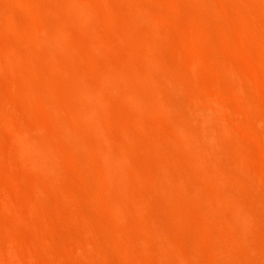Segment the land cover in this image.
Here are the masks:
<instances>
[{
	"label": "bare ground",
	"instance_id": "obj_1",
	"mask_svg": "<svg viewBox=\"0 0 264 264\" xmlns=\"http://www.w3.org/2000/svg\"><path fill=\"white\" fill-rule=\"evenodd\" d=\"M51 1L19 0L32 21L7 26L23 36L8 45V82L39 125L12 124L18 180L58 211V189L94 206L87 255L104 264L115 251L130 264H156L142 251L264 264V0ZM32 201L52 211L51 198ZM1 246L0 264L18 263Z\"/></svg>",
	"mask_w": 264,
	"mask_h": 264
},
{
	"label": "rangeland",
	"instance_id": "obj_2",
	"mask_svg": "<svg viewBox=\"0 0 264 264\" xmlns=\"http://www.w3.org/2000/svg\"><path fill=\"white\" fill-rule=\"evenodd\" d=\"M44 2L46 4H52L51 0H44ZM35 8L34 4L32 9L36 11L37 9ZM105 12L106 10L104 13ZM112 16L113 18L119 19L118 15L113 14ZM31 21L32 19L29 11L19 4V0H0V246L2 245L1 247L4 248L2 251L4 250L3 253L4 255L6 254L5 259L3 258V260L7 262L6 257L8 254L5 253V251L9 248L8 246L6 249L3 245L5 244L6 246L9 244L10 246H15H12L13 248L10 247L7 252L11 253L15 250V253H17L15 254V256L17 255V259H15L20 264H104L100 259H93L92 256L91 258L90 256L88 257V255H91V248H93L91 245L92 243L90 242V238L93 236V222L88 218H84L82 213L84 212V209L90 210L93 213H99L96 208L92 205L85 206L83 204L82 206V203H76L73 198L71 199V195L68 192L58 189L59 191H57L60 195V199L61 201H65L67 207V209H63L62 211L65 212L66 210H69L70 212V209L72 210V212L68 214L67 211L65 214H63L64 212L60 213L62 211L55 209L57 206V202H55L56 200L54 199L55 195L52 196L48 194L46 195L44 192H34L35 182L29 178L26 179L25 182H23L25 179L23 180L20 178V180H18L19 176L17 175V177L15 175L17 172H14L15 170L19 171V152L16 145L17 136L12 128V124H15L20 131H23L27 123L33 120L34 114H32V110L24 105L26 101L30 99L29 95L26 92H22L18 95L14 94V91L11 90L8 82V75L12 68L11 63L7 61L8 55L11 53L8 49V45H17L22 40L23 36L22 32L18 29L9 30L7 26L9 24H14L18 28H23ZM104 29L109 35L114 32L118 33L116 31L117 29L108 25H104ZM99 47L102 50L101 53L104 52V55H108V57L116 63H119L124 59L117 56L112 48H106L101 43L99 44ZM123 61H125V59ZM33 79L38 81V78L35 76H32V80ZM32 125L35 128L39 126L34 120ZM103 125L105 127L107 126L106 123ZM254 149L258 160L260 161L263 159L264 157H259L260 155L257 154L258 151H256L255 147ZM12 176L14 177L12 178ZM13 179L17 181L14 183ZM72 183H76L78 187L80 186V184H77V181ZM22 188H28V190L23 191ZM150 188L159 197H163V195L155 188ZM81 189L82 185L79 191L82 195L85 192H82ZM82 190L84 191V189ZM36 195L52 199L53 207L51 209L52 211L50 210L51 212H44L32 204V197ZM54 203L56 206H54ZM62 203L64 205V202ZM65 205L64 208H66ZM73 212L76 213L73 214ZM19 213H22L23 215ZM103 214L104 217H110L107 212H103ZM72 215H75L76 217ZM130 217L133 221L131 224L132 229L138 233L141 240L145 243V236L135 224V217L137 216L131 213ZM2 219L5 220V223ZM48 219L50 222L53 221L52 223H54L51 227L53 232L50 231L51 225H49ZM10 241H13L14 244H10ZM11 248L13 251H11ZM83 249L86 250V255L81 252ZM87 250H89V253ZM172 252L174 254L175 252L177 253L176 250ZM114 253L112 252L115 258L112 254V256L110 255V258L113 259H111L112 262H110L109 258V263L105 264H130L122 256L119 255L118 258V255H115L118 254L117 252ZM139 254L143 255L144 259H150L156 264L163 263L161 257L152 256L147 251H142ZM139 254H137L136 257H141ZM145 255H147V257ZM9 256L11 258L13 255L10 254ZM153 257L155 258L153 259ZM10 260L8 262H10ZM12 263H16V261ZM9 264H11V262Z\"/></svg>",
	"mask_w": 264,
	"mask_h": 264
}]
</instances>
